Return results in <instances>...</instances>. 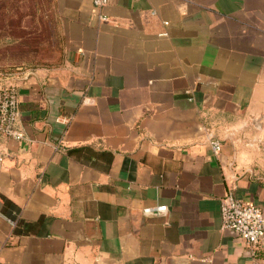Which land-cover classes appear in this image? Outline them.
<instances>
[{
    "label": "crops",
    "instance_id": "0c3cea01",
    "mask_svg": "<svg viewBox=\"0 0 264 264\" xmlns=\"http://www.w3.org/2000/svg\"><path fill=\"white\" fill-rule=\"evenodd\" d=\"M52 1L59 54L0 72V264H264L220 219L264 208V0Z\"/></svg>",
    "mask_w": 264,
    "mask_h": 264
},
{
    "label": "rangeland",
    "instance_id": "374dc122",
    "mask_svg": "<svg viewBox=\"0 0 264 264\" xmlns=\"http://www.w3.org/2000/svg\"><path fill=\"white\" fill-rule=\"evenodd\" d=\"M52 0H0V72L43 66L60 52Z\"/></svg>",
    "mask_w": 264,
    "mask_h": 264
},
{
    "label": "built area",
    "instance_id": "2783aa9c",
    "mask_svg": "<svg viewBox=\"0 0 264 264\" xmlns=\"http://www.w3.org/2000/svg\"><path fill=\"white\" fill-rule=\"evenodd\" d=\"M98 8H103L108 0H92ZM106 19L105 16L102 17ZM19 103L16 87L11 83L0 82V133L15 139H23V133L17 129L19 118ZM215 154L221 150V141L218 138L210 140ZM165 205L145 208L147 212L163 211ZM221 227L233 230L237 236L245 241L252 253H256L264 241V208L244 202L233 194H228L221 201Z\"/></svg>",
    "mask_w": 264,
    "mask_h": 264
}]
</instances>
